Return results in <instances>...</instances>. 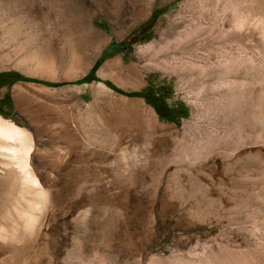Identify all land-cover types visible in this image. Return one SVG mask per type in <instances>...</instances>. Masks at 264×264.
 <instances>
[{"label": "rangeland", "instance_id": "obj_1", "mask_svg": "<svg viewBox=\"0 0 264 264\" xmlns=\"http://www.w3.org/2000/svg\"><path fill=\"white\" fill-rule=\"evenodd\" d=\"M225 6L0 0V264H264V134L180 71Z\"/></svg>", "mask_w": 264, "mask_h": 264}, {"label": "bare ground", "instance_id": "obj_2", "mask_svg": "<svg viewBox=\"0 0 264 264\" xmlns=\"http://www.w3.org/2000/svg\"><path fill=\"white\" fill-rule=\"evenodd\" d=\"M211 24L209 42L204 41L200 46L205 51V55L200 57L202 64H198L196 68L193 66V69L182 68L180 71H212L209 92L214 100L216 114L223 116L237 130L248 126L253 132L263 135L264 0H227L223 13H217ZM23 132L0 118L1 140H20ZM22 143L26 147V142ZM14 149L6 147L10 154H15ZM28 151L27 149V153ZM25 156L27 155L22 157ZM20 166L24 169L26 164Z\"/></svg>", "mask_w": 264, "mask_h": 264}, {"label": "trees", "instance_id": "obj_3", "mask_svg": "<svg viewBox=\"0 0 264 264\" xmlns=\"http://www.w3.org/2000/svg\"><path fill=\"white\" fill-rule=\"evenodd\" d=\"M10 75L11 74H0V76H10ZM13 76H14V79L12 80V82H14L16 80H20V78H21L20 75H18V74H13ZM183 111H184V114L187 115V109L184 108Z\"/></svg>", "mask_w": 264, "mask_h": 264}]
</instances>
